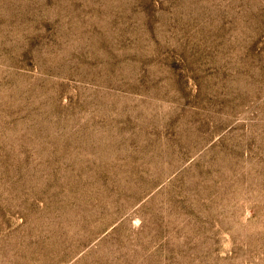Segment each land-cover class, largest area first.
I'll return each instance as SVG.
<instances>
[{
  "label": "rangeland",
  "instance_id": "1",
  "mask_svg": "<svg viewBox=\"0 0 264 264\" xmlns=\"http://www.w3.org/2000/svg\"><path fill=\"white\" fill-rule=\"evenodd\" d=\"M0 264H264V0H0Z\"/></svg>",
  "mask_w": 264,
  "mask_h": 264
}]
</instances>
